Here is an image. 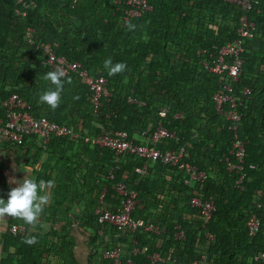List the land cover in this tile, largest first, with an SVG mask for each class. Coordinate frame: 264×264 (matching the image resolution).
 Here are the masks:
<instances>
[{
	"label": "trees",
	"instance_id": "trees-1",
	"mask_svg": "<svg viewBox=\"0 0 264 264\" xmlns=\"http://www.w3.org/2000/svg\"><path fill=\"white\" fill-rule=\"evenodd\" d=\"M126 1L0 0V118L5 117L2 102L16 92L34 116L78 134L52 136L43 143L46 148L57 145L54 151L61 157L56 174L47 167L41 177L56 180L40 218L45 227L33 231L23 220L9 217L0 264H85L76 259L79 237L90 248L86 264H111L104 251L117 245L124 264L127 258L131 264H193L202 254L211 264H264L259 258L264 252V0L249 13L256 30L244 42L243 70L233 94L237 103L223 102V112L214 96L225 92L231 78L227 71H209L205 62L217 57L214 46L238 36L242 10L222 0H147L152 10L126 19ZM126 21L136 29L129 31ZM44 43L67 62H80L90 75L107 78L110 95L102 98L99 110L84 78L75 72L67 76L71 83L65 82L58 108L38 103L42 92L54 88L44 79L52 71L40 46ZM109 57L113 63L125 62L126 71L109 76L103 67ZM160 123L175 136L158 145L184 148V160L205 171L206 180L186 183V171L160 161L150 162L148 172L139 175L136 170L144 160L137 155L126 153L117 160L111 149L85 142L90 135L122 130L137 143L151 144ZM235 125L246 145L242 187L227 165V158L234 159ZM29 138L41 139L26 136L15 146ZM1 176L0 196L7 199L11 188ZM119 182L138 193L132 216L165 231L130 232L98 222L95 210L104 191L107 206L117 208ZM195 193L214 199L216 209L207 223L202 209L192 205ZM254 212L262 225L250 235L247 223ZM19 223L27 231L11 234V225ZM178 227L185 230L182 240L176 238ZM29 235L36 237L34 245L23 242ZM144 246L165 262L152 263L148 252L134 254Z\"/></svg>",
	"mask_w": 264,
	"mask_h": 264
},
{
	"label": "built area",
	"instance_id": "built-area-1",
	"mask_svg": "<svg viewBox=\"0 0 264 264\" xmlns=\"http://www.w3.org/2000/svg\"><path fill=\"white\" fill-rule=\"evenodd\" d=\"M21 1V0H19ZM229 4L235 5L242 13L239 17L238 36L231 42L226 43L222 47L218 48L217 57L211 54L212 60L205 62V67L213 73H223L227 71L231 78V82L224 85L225 92H218L214 98L217 102V106L221 109L223 102L229 101L232 105L237 102L233 94L236 91L235 83L239 80V77L243 70V58L244 53V42L246 39L254 37L256 24L251 20L249 13L253 10L258 0H222ZM120 2V0H118ZM128 8L126 10V19L132 17H139L145 12L152 10V5L147 0H127ZM30 29V41L33 42L32 32ZM48 55L47 63L52 70L57 67L63 68L67 73V76L72 72L79 73L89 86L91 91V102L94 105L95 111L99 110L102 106V98L108 96L109 91L107 89V78L105 76L94 77L89 72L82 68V64L78 61L67 62L64 57L57 56L49 43L40 45ZM39 47V46H38ZM202 52H208L205 48ZM249 88H245V92H248ZM5 108V117L0 118V141L5 139L16 145L21 143L26 136L37 135L42 139L43 142H49L52 136H67L73 134L75 137L77 133H73L67 125H61L54 120L46 117H36L30 111V105L24 100L18 93H12L7 99L2 102ZM223 112V110H220ZM233 119H240L239 115H228ZM235 130L233 149L231 154L234 157L233 160L227 158L228 169L235 171L238 174L236 185L242 187V184L246 178L245 171V156H246V145L245 142L239 138L237 133V126L233 127ZM142 135L146 136V132ZM175 136V132L171 133L161 123L158 125L156 131L152 135L151 144L146 141L137 143L134 139H130L127 132L122 130H108L100 134L90 135L85 137V142L98 147H106L114 151L119 160L120 156L126 153L137 155L139 158L144 160V164L137 168L139 175L146 174L150 162L160 161L164 164L172 166H179L181 169L186 171L188 179L186 183L203 182L207 178L205 171L199 170L197 166L184 160L185 149H172L161 147L158 143L164 138H172ZM110 178H114L112 172ZM115 190L122 195L121 200L115 210L110 209L104 201L105 191L100 199V205L96 208L95 214L100 224H111L130 232L138 230H146L155 232L157 234L165 230H160L156 225L145 222L141 218H134L132 212L139 203L138 193L129 189L124 182H119L115 185ZM192 205L202 209V214L205 217L207 223L216 209L214 199L203 200L194 194L192 198ZM260 206V204H259ZM261 219L257 213H253L250 217L247 226L250 235H255L261 228ZM27 231V227L24 224H13L10 227V232L13 235L24 234ZM211 237V235L209 234ZM177 239L185 238V230L178 227L176 233ZM148 252V258L152 263H164L163 258L158 252L150 251L148 246L136 247L134 254L138 252ZM104 256L110 260L111 264H124L122 258V251L120 245L112 249L104 251ZM261 261L264 263V252L259 256ZM126 263L131 264L132 259L127 258ZM193 264H211L207 254H202L199 259L195 260Z\"/></svg>",
	"mask_w": 264,
	"mask_h": 264
},
{
	"label": "clouds",
	"instance_id": "clouds-1",
	"mask_svg": "<svg viewBox=\"0 0 264 264\" xmlns=\"http://www.w3.org/2000/svg\"><path fill=\"white\" fill-rule=\"evenodd\" d=\"M129 31H134L136 25L131 22H125ZM103 67L107 70L109 76H115L123 73L127 69L125 62L113 63L111 57L104 61ZM46 81H50L54 88L42 92L39 95L38 103L47 104L51 109L55 110L59 107L61 102V94L65 82L71 83V78L67 77V73L61 67L49 71L44 75ZM79 99V97H74ZM22 170L27 173L22 181H13L18 186L12 188L8 193V198L4 199L0 196V220L6 217L21 219L25 224L30 225L33 231L39 225L41 228L45 225L40 224V218L44 212L45 207L49 204L50 195L48 189L52 185V181L43 179L37 180L31 176V168ZM25 244L34 245L37 242L35 236L29 235L24 238Z\"/></svg>",
	"mask_w": 264,
	"mask_h": 264
},
{
	"label": "crops",
	"instance_id": "crops-1",
	"mask_svg": "<svg viewBox=\"0 0 264 264\" xmlns=\"http://www.w3.org/2000/svg\"><path fill=\"white\" fill-rule=\"evenodd\" d=\"M6 141H0V172L2 173V183L6 182L11 189L18 186L13 181H22L27 175L22 168L25 170L31 168L30 175L40 180L47 167L53 172L60 164L59 159L61 157H58L54 151L57 145H52L53 150L51 151V148L45 147L41 139L29 138L22 146L11 145ZM53 173L56 174V172ZM48 180L56 181L55 176H51ZM3 198L5 199V197ZM8 219L9 217L0 220V263L7 249L5 234L8 232ZM78 241L79 243L75 247L76 259L80 263L86 264L88 263L90 248L87 246L84 237H79Z\"/></svg>",
	"mask_w": 264,
	"mask_h": 264
}]
</instances>
